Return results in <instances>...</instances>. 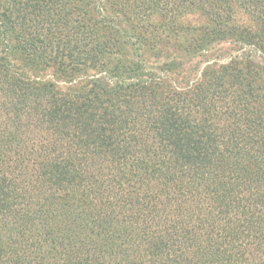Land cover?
I'll return each mask as SVG.
<instances>
[{
	"label": "trees",
	"instance_id": "16d2710c",
	"mask_svg": "<svg viewBox=\"0 0 264 264\" xmlns=\"http://www.w3.org/2000/svg\"><path fill=\"white\" fill-rule=\"evenodd\" d=\"M0 264H264V0H0Z\"/></svg>",
	"mask_w": 264,
	"mask_h": 264
},
{
	"label": "rangeland",
	"instance_id": "374dc122",
	"mask_svg": "<svg viewBox=\"0 0 264 264\" xmlns=\"http://www.w3.org/2000/svg\"><path fill=\"white\" fill-rule=\"evenodd\" d=\"M248 51V50H247ZM224 60H225V58H224Z\"/></svg>",
	"mask_w": 264,
	"mask_h": 264
}]
</instances>
